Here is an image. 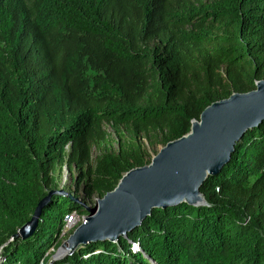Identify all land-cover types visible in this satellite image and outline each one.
Listing matches in <instances>:
<instances>
[{"label":"trees","instance_id":"16d2710c","mask_svg":"<svg viewBox=\"0 0 264 264\" xmlns=\"http://www.w3.org/2000/svg\"><path fill=\"white\" fill-rule=\"evenodd\" d=\"M260 80L264 0H0V264H264V121L202 183L205 205L155 208L51 259L65 217L85 214L78 191L102 198L150 163L143 140L186 135ZM63 165L74 197L53 194L14 237Z\"/></svg>","mask_w":264,"mask_h":264},{"label":"water","instance_id":"95a60500","mask_svg":"<svg viewBox=\"0 0 264 264\" xmlns=\"http://www.w3.org/2000/svg\"><path fill=\"white\" fill-rule=\"evenodd\" d=\"M264 121V80L249 92L233 93L211 103L193 120L190 131L168 142L151 162L126 172L117 186L94 205L80 203L63 190H51L36 205L31 219L14 237L26 238L35 230L42 209L53 194L66 195L79 202L86 222L76 227L66 242L70 248L53 260L70 255L90 242H116L139 226L155 208L187 203L205 205L200 192L208 176H215L228 163L236 142Z\"/></svg>","mask_w":264,"mask_h":264},{"label":"rangeland","instance_id":"374dc122","mask_svg":"<svg viewBox=\"0 0 264 264\" xmlns=\"http://www.w3.org/2000/svg\"><path fill=\"white\" fill-rule=\"evenodd\" d=\"M106 132L108 134H112V130L109 127H105ZM144 148L148 153V158L151 162L152 157L162 148V145L158 144L156 146H150V144L146 141L143 140ZM66 150H68V147H66ZM97 154L96 151H94V155ZM73 176L72 173L68 170L66 166H62L60 171L57 173V183H58V188L57 190H63L67 193H70L73 196L74 192V184H72L73 181ZM78 198L80 200V203L85 204V205H94L97 203L99 198L97 197H92V198H84L82 194H80V191L77 192ZM65 226L63 228V231L60 236V245L57 249H54L51 251V259L53 260L54 255H56L59 252V248H61L64 243L67 241L68 237L71 235L73 230L78 227L80 224L86 222V215L85 214H76V216H73V219L69 222L67 218L65 217ZM0 260H1V248H0Z\"/></svg>","mask_w":264,"mask_h":264},{"label":"bare ground","instance_id":"6f19581e","mask_svg":"<svg viewBox=\"0 0 264 264\" xmlns=\"http://www.w3.org/2000/svg\"><path fill=\"white\" fill-rule=\"evenodd\" d=\"M70 248L69 242H65L64 245L61 248V252H65Z\"/></svg>","mask_w":264,"mask_h":264},{"label":"built area","instance_id":"2783aa9c","mask_svg":"<svg viewBox=\"0 0 264 264\" xmlns=\"http://www.w3.org/2000/svg\"><path fill=\"white\" fill-rule=\"evenodd\" d=\"M76 212H72L70 215H67L66 218L70 222L73 219V216H76Z\"/></svg>","mask_w":264,"mask_h":264}]
</instances>
